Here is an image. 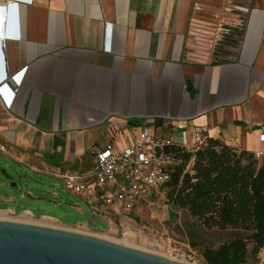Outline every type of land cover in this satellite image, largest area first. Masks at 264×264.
I'll return each instance as SVG.
<instances>
[{"label": "crops", "instance_id": "0c3cea01", "mask_svg": "<svg viewBox=\"0 0 264 264\" xmlns=\"http://www.w3.org/2000/svg\"><path fill=\"white\" fill-rule=\"evenodd\" d=\"M197 2L0 0L3 71L26 67L12 106L0 98L12 159L86 170L91 150L143 126L264 151V0H252L239 39L237 20L223 24L229 49L215 61L196 50L213 25L196 26Z\"/></svg>", "mask_w": 264, "mask_h": 264}, {"label": "rangeland", "instance_id": "374dc122", "mask_svg": "<svg viewBox=\"0 0 264 264\" xmlns=\"http://www.w3.org/2000/svg\"><path fill=\"white\" fill-rule=\"evenodd\" d=\"M251 3L252 0H198L194 16L196 26L201 25L203 29L206 24L213 23L211 30L206 27L203 29L209 33L203 42L197 43L198 55L211 57L213 61L220 55L226 57L225 51L229 49V43L219 35L223 24L229 19L237 20L235 34L239 39L247 8L251 7ZM232 48H235V44H232ZM109 143H113L114 148L123 147L126 144L125 137L123 140L105 141L102 147ZM99 147L89 154L97 153ZM7 174L14 176L16 186L11 185ZM27 193L30 195L22 197ZM9 197L19 202L15 200L9 203ZM76 203L83 206L85 216L74 208L73 204ZM22 208H30L32 212L21 210ZM68 215H77L82 220L73 224L61 219ZM132 218H123L124 228L117 220L113 228L108 229L106 222L94 216L88 204L80 196L69 192L62 180L33 171L0 151V220L93 235L184 264H204L202 250L206 246H218L234 233L230 229H206L186 211L172 212L164 194L153 196L150 202H144L140 210L134 211ZM123 231L126 232L125 235ZM255 264H264V248Z\"/></svg>", "mask_w": 264, "mask_h": 264}, {"label": "trees", "instance_id": "16d2710c", "mask_svg": "<svg viewBox=\"0 0 264 264\" xmlns=\"http://www.w3.org/2000/svg\"><path fill=\"white\" fill-rule=\"evenodd\" d=\"M167 151L174 158L164 186L171 211H186L206 229L234 232L202 250L204 264H255L264 248V158L209 136L194 150L173 145Z\"/></svg>", "mask_w": 264, "mask_h": 264}, {"label": "built area", "instance_id": "2783aa9c", "mask_svg": "<svg viewBox=\"0 0 264 264\" xmlns=\"http://www.w3.org/2000/svg\"><path fill=\"white\" fill-rule=\"evenodd\" d=\"M110 30L108 27L105 47L108 51H111ZM3 41L0 39V46ZM3 64L1 58L0 98L5 106L10 108L23 82L26 67L12 73L3 71ZM206 138L207 135L199 130L189 132L183 129L177 133L176 138L158 133L155 127L143 126L130 134L123 147L114 148L113 143L101 147L86 170L70 166H31L30 169L62 180L69 192L80 196L88 204L94 216L106 222L108 229H112L117 220L124 228L123 218H132L134 211L140 210L144 202H150L153 196L164 194V186L170 179L169 167L174 162L167 148L177 145L194 150L202 145ZM260 141L264 142V133L260 135ZM0 151L16 159L15 154L2 142ZM255 155L261 158L264 151L259 149ZM27 195L30 194H24L22 197ZM73 206L81 215L86 213L82 205L76 203ZM123 234L126 232L123 231Z\"/></svg>", "mask_w": 264, "mask_h": 264}, {"label": "water", "instance_id": "95a60500", "mask_svg": "<svg viewBox=\"0 0 264 264\" xmlns=\"http://www.w3.org/2000/svg\"><path fill=\"white\" fill-rule=\"evenodd\" d=\"M7 176L16 186L14 176ZM0 264L184 263L93 235L0 220Z\"/></svg>", "mask_w": 264, "mask_h": 264}, {"label": "clouds", "instance_id": "9594fccd", "mask_svg": "<svg viewBox=\"0 0 264 264\" xmlns=\"http://www.w3.org/2000/svg\"><path fill=\"white\" fill-rule=\"evenodd\" d=\"M11 79H13V78H11ZM10 81V80H9ZM9 81L6 83V84H8L9 83Z\"/></svg>", "mask_w": 264, "mask_h": 264}, {"label": "bare ground", "instance_id": "6f19581e", "mask_svg": "<svg viewBox=\"0 0 264 264\" xmlns=\"http://www.w3.org/2000/svg\"><path fill=\"white\" fill-rule=\"evenodd\" d=\"M28 211H26V213H27ZM29 213V212H28Z\"/></svg>", "mask_w": 264, "mask_h": 264}]
</instances>
